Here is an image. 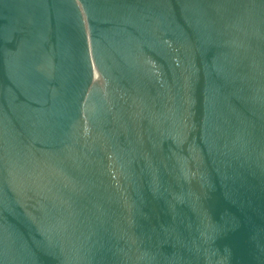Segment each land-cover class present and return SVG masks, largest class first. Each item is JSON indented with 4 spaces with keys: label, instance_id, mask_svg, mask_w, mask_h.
Wrapping results in <instances>:
<instances>
[{
    "label": "water",
    "instance_id": "water-1",
    "mask_svg": "<svg viewBox=\"0 0 264 264\" xmlns=\"http://www.w3.org/2000/svg\"><path fill=\"white\" fill-rule=\"evenodd\" d=\"M0 264H264V0H0Z\"/></svg>",
    "mask_w": 264,
    "mask_h": 264
}]
</instances>
